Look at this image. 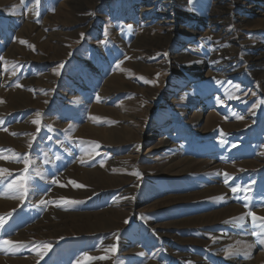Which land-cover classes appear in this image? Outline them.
Instances as JSON below:
<instances>
[{
	"label": "rangeland",
	"instance_id": "rangeland-1",
	"mask_svg": "<svg viewBox=\"0 0 264 264\" xmlns=\"http://www.w3.org/2000/svg\"><path fill=\"white\" fill-rule=\"evenodd\" d=\"M254 2L0 0V257L264 264ZM227 58L245 75L200 69Z\"/></svg>",
	"mask_w": 264,
	"mask_h": 264
},
{
	"label": "bare ground",
	"instance_id": "bare-ground-1",
	"mask_svg": "<svg viewBox=\"0 0 264 264\" xmlns=\"http://www.w3.org/2000/svg\"><path fill=\"white\" fill-rule=\"evenodd\" d=\"M222 1V0H221ZM158 2V1H157ZM164 2V1H163ZM167 2V1H166ZM264 0H257V2L255 3H252L250 6L248 5V8H249V10H251L252 12H254V13H256V12H261L262 10H264ZM216 4V3H215ZM161 5H162V3H161ZM225 5V4H224ZM145 6V7H144ZM144 6H141V12H144V11H147V10H149V9H152V8H147L146 7V5H144ZM221 6V5H220ZM223 6V5H222ZM162 7V6H161ZM160 9V8H159ZM158 12H160V11H158ZM227 12V11H226ZM154 13H156V12H154ZM213 13V12H212ZM263 14H264V12H262ZM215 15H216V13H215ZM222 15V14H221ZM210 16H212V15H210ZM223 17V16H222ZM141 18H143L142 16H141ZM166 19H164L163 20V23L166 25V28L167 27H170V28H173L174 29V26H175V23L179 20H177L175 17H172V18H169V17H165ZM185 19H186V21H188V22H191V20H192V17L191 16H186V17H184ZM214 18V17H213ZM219 17H217L216 19H218ZM208 19V18H207ZM244 19V18H243ZM213 20V19H212ZM208 22V21H207ZM217 22V21H216ZM209 23V22H208ZM218 23V22H217ZM203 24H206L205 22H202V23H199V25H197L196 27H192V29L190 28L189 30H188V32L189 33H198L199 32V30H201V28H202V26H203ZM215 25V24H214ZM207 26V25H206ZM149 28V27H148ZM168 29V28H167ZM184 29H185V27H184ZM196 35V34H195ZM170 36V35H169ZM254 49H255V53L258 51L259 53H257V55H254L255 56V58H254V60H253V62H252V65L255 67V68H258V67H261L260 65H261V63L263 62V60H264V54H263V50H264V46H261V45H258V44H255L254 45ZM260 49V50H259ZM183 52V51H182ZM177 56H175V58H176ZM212 61L214 62L213 64H212ZM227 61V62H226ZM226 61H225V63L223 64V65H221V64H218V63H216L215 62V60H213V59H211L209 62H206V63H204V65H201L202 67H200V69H202L203 67H206V66H208V65H210V66H215L216 67V69L217 70H221L223 73H226V77L229 79V80H232V78L233 79H238V78H241L242 77V75H245L244 74V70L242 69V68H238L237 66H236V64L233 62V60H231L230 58H227L226 59ZM236 67V68H235ZM260 73H262V75H264V65L262 66V68H260V71H259ZM249 74V73H248ZM181 75H182V79H183V81L182 82H180L179 84V86H177L176 88L174 87V88H172L169 92H168V94L169 95H171V94H173V93H176L177 92V90L178 89H180L181 88V86L182 85H184L185 83H186V81L188 80V79H190L191 78V76H187V75H185L184 73H181ZM222 75V74H221ZM195 76H199L198 74L197 75H195ZM225 76V75H224ZM245 77V76H244ZM220 78V77H219ZM221 80H220V83H223V82H225L227 79L224 77H222V78H220ZM228 81V80H227ZM191 89H186L184 92H182L180 95H181V97H188V96H190V94H191ZM206 104L205 103H203V105H202V107H204ZM202 107L200 108L201 110H202ZM213 118V117H212ZM213 120V119H212ZM214 121V120H213ZM212 121V122H213ZM159 130H162V129H160L159 128ZM155 136V134H152L150 137L151 138H153ZM171 146V142L169 141V140H167L165 143H164V145L162 146V147H165V148H169ZM204 153H207V151L206 150H204ZM259 153V152H258ZM259 155V154H258ZM261 158V157H260ZM262 160V159H261ZM227 197V196H226ZM120 199H119V201L120 200H124L125 198H124V196L122 197V196H120L119 197ZM2 204V202L0 201V205ZM229 208V207H228ZM232 208V207H231ZM41 242V241H40ZM40 245V244H39ZM125 245V244H124ZM37 249H32L31 250V252H33V253H38V254H42V250L40 249V250H38V246L36 247ZM3 249V248H2ZM1 249V250H2ZM4 249H6V247H4ZM43 249V248H42ZM4 251V250H3ZM21 252V251H20ZM19 253V252H18ZM44 253H45V251H44ZM43 253V254H44ZM2 254H4V253H2ZM4 256V255H3ZM6 256V255H5ZM4 256V258H2V257H0V264H10V262L12 263V264H37L39 261H40V259L38 258V259H36V261L35 262H33V260L32 259H28V260H22V259H20L19 257L18 258H14V257H12L13 259L12 260H7V259H5L6 257ZM36 256H38V255H36ZM41 255H39V257H40ZM186 256V255H185ZM25 258V257H24ZM23 258V259H24ZM10 259V258H9ZM25 259H27V258H25ZM39 260V261H38ZM38 261V262H37ZM204 262V261H203ZM242 264V263H241Z\"/></svg>",
	"mask_w": 264,
	"mask_h": 264
},
{
	"label": "snow or ice",
	"instance_id": "snow-or-ice-1",
	"mask_svg": "<svg viewBox=\"0 0 264 264\" xmlns=\"http://www.w3.org/2000/svg\"><path fill=\"white\" fill-rule=\"evenodd\" d=\"M130 27V26H129ZM217 83H220L219 81L217 82ZM231 98V97H230ZM39 115V114H38ZM49 127V130H51V127L50 126H48ZM3 170H0V172H2ZM25 172H27V168H25V170H24ZM137 175H138V173H137ZM225 179L227 180V176L225 177ZM15 183V182H14ZM12 186L13 185H9L8 187L9 188H12ZM21 187H22V185H21ZM239 189L238 188H232V191L233 192H236V191H238ZM26 191H27V189H24V192H22L21 193V196H23L25 193H26ZM246 191V190H245ZM42 203H43V201H42ZM249 215H251V217H252V220H253V222L255 223V221H257L258 219H264V218H259V217H257L254 213H249ZM239 219H242V217L241 218H239ZM4 220H5V218L4 217H0V224H3L4 223ZM262 242H264V241H262ZM10 243H12L11 241H7V240H5V241H2V242H0V245H7V244H10ZM43 247L45 248V250H47L50 246L49 245H43ZM112 251H115V249L113 248L112 249ZM229 251V253L231 254V249H229L228 250ZM142 255V254H141ZM103 258H105V257H100V259H103ZM89 259H95V258H89Z\"/></svg>",
	"mask_w": 264,
	"mask_h": 264
}]
</instances>
